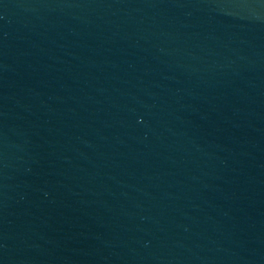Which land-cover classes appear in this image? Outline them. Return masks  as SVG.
<instances>
[{
  "label": "water",
  "instance_id": "obj_1",
  "mask_svg": "<svg viewBox=\"0 0 264 264\" xmlns=\"http://www.w3.org/2000/svg\"><path fill=\"white\" fill-rule=\"evenodd\" d=\"M0 264H264V0H0Z\"/></svg>",
  "mask_w": 264,
  "mask_h": 264
}]
</instances>
